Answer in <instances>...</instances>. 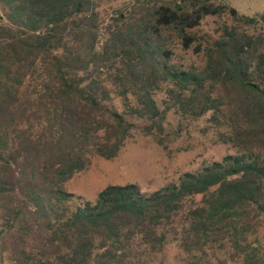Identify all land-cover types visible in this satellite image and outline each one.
I'll return each instance as SVG.
<instances>
[{
	"label": "trees",
	"instance_id": "1",
	"mask_svg": "<svg viewBox=\"0 0 264 264\" xmlns=\"http://www.w3.org/2000/svg\"><path fill=\"white\" fill-rule=\"evenodd\" d=\"M103 1L0 0V264H163L171 243L183 264H264V13L176 0L104 27ZM225 14L232 23L195 48L201 70L171 63L167 31L189 50L188 30ZM157 91L226 127L219 141L237 153L155 191L68 192L137 132L163 144Z\"/></svg>",
	"mask_w": 264,
	"mask_h": 264
},
{
	"label": "rangeland",
	"instance_id": "2",
	"mask_svg": "<svg viewBox=\"0 0 264 264\" xmlns=\"http://www.w3.org/2000/svg\"><path fill=\"white\" fill-rule=\"evenodd\" d=\"M225 3L235 8L239 14L255 17L264 13V0H212ZM163 4L176 5V0H104L101 12L104 27L112 20L128 16L142 7L161 6ZM229 14L221 17L207 16L199 27L188 30L189 34L197 37L191 49L185 50L179 43L174 31H167L170 37L167 45L173 52L171 63L183 69L201 70L205 66L203 53H196L195 48L204 40H213L219 35L220 29L231 24ZM167 46V47H168ZM168 47V48H169ZM155 100L161 110L167 111L163 144L154 137L137 132L128 140L119 155L113 160L94 157L90 167L79 172L65 184L68 192L82 196L86 200H94L97 194L108 185L138 184L143 191H155L188 171H196L223 157L236 154L231 145L219 141V134L226 131V127H214L208 116L193 117L184 114L178 105L165 93L157 91ZM120 108V105L117 104ZM121 109V108H120ZM138 127L146 122L128 117ZM1 230V222H0ZM264 230L259 237L263 238ZM219 257L225 259L222 254ZM183 254L175 243L169 244L164 251L163 264H183ZM5 264H10L8 260ZM215 264H219L215 261ZM224 264H241L227 261Z\"/></svg>",
	"mask_w": 264,
	"mask_h": 264
}]
</instances>
